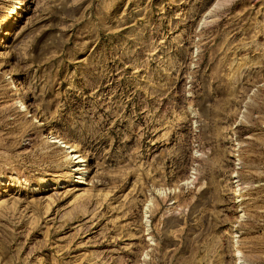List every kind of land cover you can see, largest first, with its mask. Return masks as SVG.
I'll use <instances>...</instances> for the list:
<instances>
[{
    "label": "rangeland",
    "instance_id": "rangeland-1",
    "mask_svg": "<svg viewBox=\"0 0 264 264\" xmlns=\"http://www.w3.org/2000/svg\"><path fill=\"white\" fill-rule=\"evenodd\" d=\"M0 264H264V0H0Z\"/></svg>",
    "mask_w": 264,
    "mask_h": 264
},
{
    "label": "bare ground",
    "instance_id": "bare-ground-1",
    "mask_svg": "<svg viewBox=\"0 0 264 264\" xmlns=\"http://www.w3.org/2000/svg\"><path fill=\"white\" fill-rule=\"evenodd\" d=\"M55 138H56V142H58V143H59V142L64 143L61 139H58L57 137H55ZM70 149H71V152H75V148H73V147L71 148V147H70ZM74 156H75L76 159H78V162H81L82 159L84 160L83 155L80 154V153L77 152V151L74 153ZM79 181H80V180H79ZM80 182H81V181H80Z\"/></svg>",
    "mask_w": 264,
    "mask_h": 264
}]
</instances>
